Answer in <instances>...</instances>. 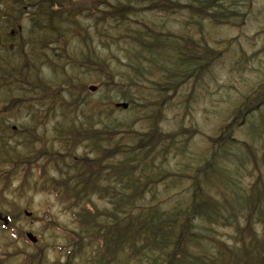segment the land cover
Here are the masks:
<instances>
[{
  "label": "rangeland",
  "instance_id": "obj_1",
  "mask_svg": "<svg viewBox=\"0 0 264 264\" xmlns=\"http://www.w3.org/2000/svg\"><path fill=\"white\" fill-rule=\"evenodd\" d=\"M19 1L0 0V17L17 13ZM60 1L53 9L68 17H56L59 34L48 46L30 41L32 8L18 13L24 30L5 68L22 71L23 91L0 94V146L51 151L50 181L67 177L63 159L112 169L91 201L102 212L101 233L95 221L79 227L67 198L42 185L43 159L30 169L1 163L0 212L10 222L0 220V264H264V206L261 213L256 206L264 104L244 106L264 89V0H175V9L154 0H70L69 11ZM27 97L31 104L22 105ZM128 165L139 177L129 178ZM236 185L246 198L236 216L192 210L194 198L221 202ZM176 210L194 215V237L178 252L139 225L151 213ZM129 214L133 232L124 227Z\"/></svg>",
  "mask_w": 264,
  "mask_h": 264
},
{
  "label": "trees",
  "instance_id": "obj_2",
  "mask_svg": "<svg viewBox=\"0 0 264 264\" xmlns=\"http://www.w3.org/2000/svg\"><path fill=\"white\" fill-rule=\"evenodd\" d=\"M21 1V0H20ZM18 3V6H16L15 10L17 13L12 14H1L0 17V80L6 79L7 73L12 68H5L6 63V54H9L10 51L8 49V42L11 40L10 34L7 30L9 27H16V24L20 23L18 21V13H23L25 10L22 8V6L26 4H30L33 16H34V27L29 28L30 32V41L32 45H35V43H39L43 46H48V44H51L53 41L56 40L57 36L59 34L58 31H56V27H58V22H56V17H59L60 19L65 18V15L68 17V14H64V16H57L56 11L53 9L57 3H60V0H28L27 2L21 1ZM175 0H154L153 2L160 3L162 2V6L165 8L172 7L174 5V9L177 7L175 4L177 2H174ZM191 2H202L205 4H210L211 2L217 1V0H189ZM171 2H174L170 4ZM61 6L60 10L63 11H69L72 3L70 0H63L62 4H59ZM190 6H196L191 4ZM18 7V8H17ZM88 6H82L81 11L84 9H87ZM199 7V5H198ZM115 9H117L115 7ZM31 12V11H30ZM5 15V16H4ZM55 18V19H54ZM62 24V23H61ZM64 33V32H63ZM63 36V35H61ZM64 37V36H63ZM63 39V38H62ZM141 42L140 40H138ZM29 59V58H28ZM4 65V66H3ZM31 69V68H28ZM38 68L31 69V72H38ZM259 101L257 104L256 102ZM264 104V89L262 87L258 88L256 91H254L253 95L251 97H247L244 101V106L253 107L254 105H262ZM262 126H257L256 133L259 134L261 132ZM82 132V130H81ZM80 132V133H81ZM66 141L69 140L68 137L65 138ZM228 142L232 143V138L228 137ZM225 143V142H224ZM92 145H96V142L93 141ZM6 154V153H5ZM11 157L8 153L6 154V160H10ZM18 157V156H17ZM79 160V162H78ZM81 160V161H80ZM104 159L102 157H98L95 159L97 162H102ZM11 161L15 162L17 161V158L12 156ZM67 160L63 159L64 167L63 173L67 176L65 180H54L50 182L51 186L48 185L51 189H53L60 197H66L68 202H70V210L74 213L76 219L78 220L79 227H84L82 229L86 228L88 229L89 226L92 225L93 222L95 223V231L101 233L100 228L101 224L98 222V220L101 218L102 212H96L95 209L97 207L95 206L93 201L94 196L99 193H103V191L100 189L101 186V180L106 179L108 173H111L108 168H104L103 166L100 167L98 163H91L90 160L85 159L84 157L77 158L72 163L66 162ZM94 161V160H93ZM78 162V163H77ZM128 166L123 167V169H127V172L130 174V179L139 177L136 175L133 171L128 169ZM216 169V166L215 168ZM207 174H210L211 169H207ZM229 174H225L222 176V179L226 180L229 179ZM217 179V178H216ZM233 180L232 178H230ZM234 181V180H233ZM235 182V181H234ZM241 185H236L233 187V192L230 191V195H225L224 198L222 197L221 202H218V200L211 199L207 197V199H198L194 198L192 202V206L194 211L197 213H202L204 215L209 216H217L219 218H223L224 216H236L241 209L244 207V203L246 201L245 196H243ZM254 193V190H252L251 195ZM257 199L256 201L260 199V197L264 196V187L259 185L258 189L256 191ZM231 201V205L229 206V202ZM239 202H242V205H239ZM256 202V203H257ZM85 203V204H84ZM88 203H92L91 207H86ZM131 204V202H130ZM252 204V203H251ZM262 204V201L258 202L256 206H260ZM133 209L136 208V201L135 199L132 200ZM191 210V211H192ZM259 212H263V210H259ZM183 211H171L167 215L161 216L160 213H151L145 218H142L139 220V225L145 226L146 230L150 231L152 234L150 237L152 240L155 239L157 243H160L163 245V247H166V244H173L178 249V251H183L184 246L189 244L190 240L194 237L191 227V215L192 213H184ZM194 214V213H193ZM97 219V220H96ZM83 224V225H82ZM136 221L131 219V216L129 214V220L125 223L124 227L129 228L132 230V232L136 228ZM140 227V226H139ZM138 229V228H137ZM144 229V228H143ZM144 235V231L141 230V228L138 229V235ZM154 234V236H153ZM137 234L133 235V243H136V240L134 239ZM133 244V245H134ZM148 254V253H147Z\"/></svg>",
  "mask_w": 264,
  "mask_h": 264
},
{
  "label": "water",
  "instance_id": "obj_3",
  "mask_svg": "<svg viewBox=\"0 0 264 264\" xmlns=\"http://www.w3.org/2000/svg\"><path fill=\"white\" fill-rule=\"evenodd\" d=\"M90 88H91L92 90H95L97 87L94 86V85H92V86H90ZM116 105H117V106L122 105L123 107H127V106H128V103H127V102H118ZM27 213H28V212H27ZM0 218H2V219L5 221V223H8V217H7V216L2 217V215L0 214ZM27 235H28V237H29L31 240H33V241H36V240H37V237H36L32 232H28Z\"/></svg>",
  "mask_w": 264,
  "mask_h": 264
}]
</instances>
